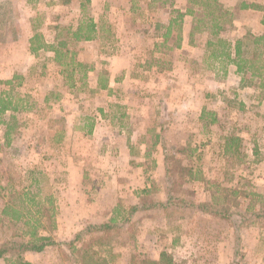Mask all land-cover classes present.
<instances>
[{"label": "rangeland", "instance_id": "obj_1", "mask_svg": "<svg viewBox=\"0 0 264 264\" xmlns=\"http://www.w3.org/2000/svg\"><path fill=\"white\" fill-rule=\"evenodd\" d=\"M245 1L218 0L228 12L220 38L251 45L264 34V13L244 8ZM162 3L0 0V100L18 108L0 116V245L26 241L25 221L39 218V210L40 233L48 235L44 210L53 207L52 236L59 243L97 224L89 218L105 223L117 217L119 226L109 236L94 234L107 240L101 246L92 242L87 264H132L163 251L179 264H264V87L250 72L234 74V65L211 57L210 18L195 31L194 17L185 16L181 46L178 27L165 41L173 11L185 12L189 2ZM195 9L202 17L203 9ZM84 16L97 24V38L72 48L92 70L86 82L71 86L54 56L30 53V39L39 33L52 43L57 26L74 30ZM101 77L112 88L98 93L94 86ZM100 116L112 127L108 146L102 135L88 133ZM231 136L242 139L237 154L224 152ZM72 162L86 163L83 182L81 167ZM145 189L150 193L143 194ZM169 191L229 213L224 218L174 205L128 219L132 203L164 201ZM96 199L105 206L112 199V215H96L88 206ZM5 207L24 219L4 215ZM27 256V264H80L65 244Z\"/></svg>", "mask_w": 264, "mask_h": 264}, {"label": "trees", "instance_id": "obj_2", "mask_svg": "<svg viewBox=\"0 0 264 264\" xmlns=\"http://www.w3.org/2000/svg\"><path fill=\"white\" fill-rule=\"evenodd\" d=\"M72 0H62L63 5H68ZM175 0H163V5L171 3L174 4ZM189 7L185 12L179 9L173 11L176 13V17L171 19L169 25L166 29L163 38L165 41L170 37L173 32V27H178V37H177V47L181 46V33H182V23L185 16H192L197 24L194 30H201L202 25H205L207 18L211 20V34L214 36L215 41L211 40L207 42V47L212 48L211 57L215 60L220 61V63L234 65L237 69V73L244 76L246 73L250 72L251 78H258L261 82V87H264V34L254 36L251 45H248L244 39H238L234 42L227 41L220 38V33L223 31V23L228 14L226 10L218 3V0H188ZM199 6L203 9L202 17L199 10L195 8ZM244 8L259 10L264 13V6L260 5H244ZM264 25V17L262 20ZM58 29L55 39L52 43L47 42L42 34L35 33L30 39V53L33 55H38L40 52H51L54 54L53 60L58 64L62 70L64 78L71 82V86H75V81L86 82L89 77V72L92 70L91 67L77 59V51L72 48V46L80 42H89L97 38L98 26L92 17L84 16L79 21L76 29L72 30V27H61L57 26ZM194 33V31H193ZM217 46L219 48H217ZM251 53V57L247 56ZM78 78H75V76ZM244 78H242V82ZM12 85V82H9ZM13 86V85H12ZM98 86L100 89H106L108 87V79L104 77L99 78ZM16 106H11V101H5V99L0 100V116L5 114L7 111H17ZM207 111H203L201 117L206 116ZM215 116L212 115V123H216ZM9 134V132L7 133ZM242 139L239 136H231L226 139V144L224 147L225 154H237L241 149ZM170 190V188H169ZM143 194H149L150 191L145 189ZM49 204L53 205L51 197L47 200ZM180 207H197L204 213H210L217 216H227L229 211H222L216 209L213 204L200 203L196 206L194 202L187 201L184 198L173 195L171 191L168 193V197L164 201H147V199L142 198L139 204L133 205L128 210V219L132 217L137 212H141L148 209L154 208H168L172 206ZM8 207H5L2 213L4 215H9L11 219L15 221H21L24 219V214L15 213L11 215ZM46 214V220L50 223V229L48 230V235L40 233V228H43L41 223L43 217V211H38L39 218L29 219L25 221V226L27 231L24 232L27 237L26 241H11L0 245V259L6 260L8 264H27L24 261V256L28 253H43L48 248L67 245L71 251V256L76 263L87 264L84 260L87 254L92 250L93 243L97 242L101 246L107 239L105 237H96L94 234L102 232L109 236L110 232L115 231L118 228L117 217L115 216L110 222L100 223V224H89L83 230L78 232L74 239L69 242H57L52 236V232L56 229L55 221V209L44 210ZM125 221L127 218H124ZM90 237L88 241H85V237ZM81 241V247H78V242ZM93 256L97 255L96 251L92 252ZM76 256V257H75ZM80 256V257H79ZM79 257V258H78ZM78 258V259H77ZM105 264V260L102 261ZM132 264H179L172 254L167 251L160 253L157 259H143L138 262H133Z\"/></svg>", "mask_w": 264, "mask_h": 264}, {"label": "crops", "instance_id": "obj_3", "mask_svg": "<svg viewBox=\"0 0 264 264\" xmlns=\"http://www.w3.org/2000/svg\"><path fill=\"white\" fill-rule=\"evenodd\" d=\"M246 3V5H248V6H250V5H253V4H256V5H261V4H264V2L263 1H259V0H249V1H245ZM248 9H250V8H248ZM252 11H254V10H252ZM46 53H50V56H54V54L53 53H51V52H46ZM53 54V55H52ZM54 58V57H53ZM234 71H233V73L234 74H236L237 73V71H236V67L233 69ZM94 88H95V90H97L98 91V93L99 92H103L104 90H102V89H100L99 88V86L96 84L95 86H94ZM108 88H112V81H109L108 82V87L106 88V89H108ZM104 126V127H103ZM102 128H103V131H102ZM105 134H103L102 132ZM112 131V127L111 128H107V126L106 125H104V121L102 120V117L100 116L99 118H95V120H93V125H92V129L88 132L89 133V135L91 136V135H93V136H98V137H100L101 138V135H102V138L100 139V140H102V142L101 143H103V142H106L107 143V146L108 145H110L109 143H112V138H111V136L110 135H107L108 133H112L111 132ZM67 133H69V132H66V134ZM68 135V134H67ZM107 136H109V139L107 140ZM65 140H67V137L66 138H64ZM110 149H112V147H110ZM127 154V153H126ZM109 159H112V152H110L109 153ZM124 155H125V152H124ZM69 165H72V166H75L76 168H77V170L81 167V169H82V173H78V179L80 180V181H84V171L86 170V169H84L85 168V166H86V163L84 164L83 162L82 163H80V162H77V163H74V162H72V163H69ZM88 170V169H87ZM72 177V176H71ZM79 193H82V190L80 189V191H79ZM79 193H76V194H78V196L82 199V196H80V194ZM99 196H101L102 194L101 193H99L98 194ZM99 196H98V199H99ZM110 197H112V195H109V198ZM98 199H96V201L95 202H93L92 203V205H89L88 204V206H89V208H91V210H93L94 212L96 211L97 213H96V215H102V214H106V213H109V212H111L110 214L112 215V208L110 209V206L109 205H111V200L112 199H109V204L108 205H106L105 206V204L106 203H101V202H98ZM137 203H132V205L131 206H133V205H136ZM81 206H82V208H83V211H86V207H87V203H82L81 204ZM99 212V213H98ZM86 214V213H85ZM94 217H96V216H94ZM94 217H92V219L94 218ZM89 218V217H88ZM90 219L89 218V220H91V222H95V220H96V223L97 224H100V223H98V222H103V221H101V220H99V219ZM111 220H112V218H111ZM86 221H88V220H86ZM60 222V220L58 219V221H57V223H59ZM84 222H85V220H84ZM106 223V222H105ZM77 224V223H76ZM95 224V223H94ZM58 227L60 228L61 226H59L58 225ZM26 258H29L28 256L27 257H25L24 259H25V261H27L26 260Z\"/></svg>", "mask_w": 264, "mask_h": 264}]
</instances>
